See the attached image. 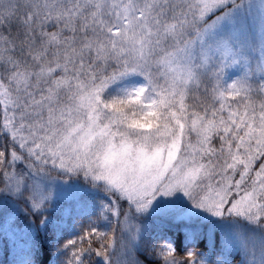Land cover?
<instances>
[{"label": "snow or ice", "instance_id": "1", "mask_svg": "<svg viewBox=\"0 0 264 264\" xmlns=\"http://www.w3.org/2000/svg\"><path fill=\"white\" fill-rule=\"evenodd\" d=\"M0 264H264V0H0Z\"/></svg>", "mask_w": 264, "mask_h": 264}]
</instances>
